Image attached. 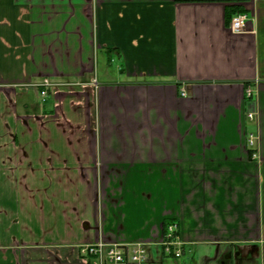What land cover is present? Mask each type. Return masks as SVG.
Returning a JSON list of instances; mask_svg holds the SVG:
<instances>
[{
	"label": "crops",
	"instance_id": "crops-1",
	"mask_svg": "<svg viewBox=\"0 0 264 264\" xmlns=\"http://www.w3.org/2000/svg\"><path fill=\"white\" fill-rule=\"evenodd\" d=\"M98 241L264 264V0H0V264Z\"/></svg>",
	"mask_w": 264,
	"mask_h": 264
},
{
	"label": "built area",
	"instance_id": "built-area-1",
	"mask_svg": "<svg viewBox=\"0 0 264 264\" xmlns=\"http://www.w3.org/2000/svg\"><path fill=\"white\" fill-rule=\"evenodd\" d=\"M249 16L246 13H238L232 17L231 28L233 30H242L246 27ZM41 95H48L51 83L45 80ZM183 95L186 92L183 90ZM253 94L248 90V95ZM252 117V115H250ZM254 136L249 137V143L253 145ZM178 224L172 222L165 227V237L163 241V253L180 257L182 255V243L178 239ZM81 257L85 264H151V251L144 243L129 244H109L104 241H98L83 245L80 249Z\"/></svg>",
	"mask_w": 264,
	"mask_h": 264
},
{
	"label": "rangeland",
	"instance_id": "rangeland-1",
	"mask_svg": "<svg viewBox=\"0 0 264 264\" xmlns=\"http://www.w3.org/2000/svg\"><path fill=\"white\" fill-rule=\"evenodd\" d=\"M42 101H43V98L41 97L37 99V102H42Z\"/></svg>",
	"mask_w": 264,
	"mask_h": 264
},
{
	"label": "bare ground",
	"instance_id": "bare-ground-1",
	"mask_svg": "<svg viewBox=\"0 0 264 264\" xmlns=\"http://www.w3.org/2000/svg\"><path fill=\"white\" fill-rule=\"evenodd\" d=\"M108 243V242H107ZM115 244V243H114Z\"/></svg>",
	"mask_w": 264,
	"mask_h": 264
}]
</instances>
